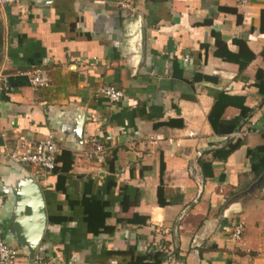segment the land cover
<instances>
[{
    "label": "crops",
    "instance_id": "1",
    "mask_svg": "<svg viewBox=\"0 0 264 264\" xmlns=\"http://www.w3.org/2000/svg\"><path fill=\"white\" fill-rule=\"evenodd\" d=\"M34 68L47 87L30 86ZM107 84L120 101L99 93ZM262 88L264 0L0 6V236L9 186L35 171L6 155L52 134L55 167L34 175L47 215L36 251L56 264H128L152 247L163 264H264V134L232 136L264 119ZM92 137L103 162L84 156Z\"/></svg>",
    "mask_w": 264,
    "mask_h": 264
},
{
    "label": "built area",
    "instance_id": "2",
    "mask_svg": "<svg viewBox=\"0 0 264 264\" xmlns=\"http://www.w3.org/2000/svg\"><path fill=\"white\" fill-rule=\"evenodd\" d=\"M19 2V0H0V6H9ZM117 6L120 10L132 11L133 0H117ZM29 84L33 89L45 88L49 84L47 72L43 68H34L28 73ZM99 93L110 103H116L122 99L124 93L122 90L113 85H102L99 88ZM252 134H264V119L258 122L253 117H250L246 122L235 132L233 137L245 138ZM187 136H193L189 132ZM150 141H164L163 135L156 134L149 137ZM171 142L172 139H167ZM87 150L84 156L89 160L103 162L106 158V149L95 138L86 140ZM58 146L52 134L46 135L44 138L29 143L27 141L16 142L14 149L8 153L7 159L12 163L34 167V175L42 176L44 171H51L55 167V158L58 153ZM244 229V222L237 221L230 231L228 237L233 242H238L241 238ZM24 259L19 251L0 239V264H22ZM28 264H56L54 261L45 256L42 252L36 251L32 260Z\"/></svg>",
    "mask_w": 264,
    "mask_h": 264
},
{
    "label": "water",
    "instance_id": "3",
    "mask_svg": "<svg viewBox=\"0 0 264 264\" xmlns=\"http://www.w3.org/2000/svg\"><path fill=\"white\" fill-rule=\"evenodd\" d=\"M82 121L78 123L75 132L80 144ZM13 183L9 186V195L12 197L8 213L7 233L3 234V241H12L18 244L20 252L29 263L43 237L47 215L42 189L34 175L20 170ZM253 193V186L243 194ZM7 243V242H6Z\"/></svg>",
    "mask_w": 264,
    "mask_h": 264
},
{
    "label": "trees",
    "instance_id": "4",
    "mask_svg": "<svg viewBox=\"0 0 264 264\" xmlns=\"http://www.w3.org/2000/svg\"><path fill=\"white\" fill-rule=\"evenodd\" d=\"M262 93H264V89H260ZM237 144L233 145L228 152L232 151ZM58 159V156L55 158V162ZM50 220H53L52 217H50ZM1 240L3 239V234L0 236ZM127 254L130 255V261L128 264H163L164 261L167 258V254L165 251L157 248H150L148 251L144 253H139L137 255H133V251L129 250Z\"/></svg>",
    "mask_w": 264,
    "mask_h": 264
},
{
    "label": "rangeland",
    "instance_id": "5",
    "mask_svg": "<svg viewBox=\"0 0 264 264\" xmlns=\"http://www.w3.org/2000/svg\"><path fill=\"white\" fill-rule=\"evenodd\" d=\"M7 244H9V243H7ZM10 245V244H9ZM18 251H19V249H18ZM19 253H21L20 251H19ZM21 255V254H20Z\"/></svg>",
    "mask_w": 264,
    "mask_h": 264
}]
</instances>
